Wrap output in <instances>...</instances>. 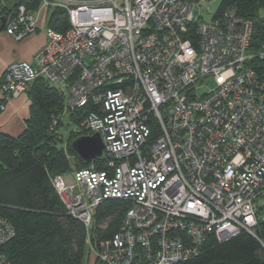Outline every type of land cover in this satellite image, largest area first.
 Masks as SVG:
<instances>
[{
  "label": "built area",
  "instance_id": "built-area-1",
  "mask_svg": "<svg viewBox=\"0 0 264 264\" xmlns=\"http://www.w3.org/2000/svg\"><path fill=\"white\" fill-rule=\"evenodd\" d=\"M210 1L41 0L37 11L20 5L6 19L4 31L21 42L50 9L69 14L70 29H49L31 63L6 68L0 112L39 79L59 90L65 112L94 107L83 127L102 137L108 170L53 179L88 231L90 264H178L197 257L208 234L221 242L241 231L258 237L264 42L251 47L253 23L234 8L204 20ZM209 79L215 87L200 95ZM154 127L159 135L148 145ZM114 199L130 208L96 246L94 211ZM14 234L0 219V247ZM0 264H8L2 254Z\"/></svg>",
  "mask_w": 264,
  "mask_h": 264
},
{
  "label": "trees",
  "instance_id": "trees-1",
  "mask_svg": "<svg viewBox=\"0 0 264 264\" xmlns=\"http://www.w3.org/2000/svg\"><path fill=\"white\" fill-rule=\"evenodd\" d=\"M2 1L5 4H0V26L2 18H8L18 6L25 5L35 12L41 5V0ZM228 8L236 9L240 17L253 23L251 47L258 49L264 42V0H223L217 14ZM48 14L49 29L58 33L70 29L67 11L56 7ZM27 94L31 106L25 130L17 137L0 133V219L15 232L1 245L0 254L8 264H90L88 231L69 214L53 179L66 178L90 166L97 171L108 170L110 159L106 155L87 163L72 150L73 138L81 137V133L66 140L62 131L65 120L69 125H79L94 107L65 112L62 94L42 79L31 83ZM158 135L159 130L154 127L148 145ZM129 208V201L118 199L98 206L94 211L95 224L89 230L91 242L98 246L110 240L122 226ZM257 217L258 237L241 231L221 242L215 234H208L200 254L178 264H264L260 241H264V204L257 210Z\"/></svg>",
  "mask_w": 264,
  "mask_h": 264
},
{
  "label": "crops",
  "instance_id": "crops-1",
  "mask_svg": "<svg viewBox=\"0 0 264 264\" xmlns=\"http://www.w3.org/2000/svg\"><path fill=\"white\" fill-rule=\"evenodd\" d=\"M49 14L41 20L40 29L21 42H15L6 32L0 34V82L6 68L14 62L31 63L34 56L46 45ZM44 29L46 31L44 32ZM5 95L0 89V102ZM0 114V133L17 137L25 130L30 115V98L25 92L18 99H11Z\"/></svg>",
  "mask_w": 264,
  "mask_h": 264
},
{
  "label": "rangeland",
  "instance_id": "rangeland-1",
  "mask_svg": "<svg viewBox=\"0 0 264 264\" xmlns=\"http://www.w3.org/2000/svg\"><path fill=\"white\" fill-rule=\"evenodd\" d=\"M5 1H2V0H0V4L2 3V5H4L5 3H4ZM222 2H223V0H211L210 1V3L207 5V6H203L202 8H201V13H203V18H204V20H206L207 22H210V21H212L213 20V18H214V16L218 13V11H219V8H220V6H221V4H222ZM48 15V14H47ZM44 16H46V15H44ZM44 16H43V18H44ZM42 18V19H43ZM48 18H49V16H48ZM7 19V18H6ZM41 19V20H42ZM40 24H41V22H40ZM46 31V29H44V32ZM215 87V84H214V82H213V80H208L206 83H205V85L199 90V94L200 95H204V94H206L207 92H209L210 91V89H213ZM69 123V121H68V119L67 120H65L64 121V125L62 126V131H64V133H65V136H64V138L66 139V140H70V139H72L73 137H71V135H73V134H78V133H81V136H91V135H94V134H92V132H88L84 127H83V121L79 124V125H69L68 124ZM70 126V127H69ZM71 131H73V132H71ZM72 133V134H71ZM79 138V137H78ZM77 138V139H78ZM102 138V137H101ZM74 140H76V138H73ZM72 177H73V175H69V176H67L66 178V180H67V182L68 183H71L72 182ZM65 180V181H66ZM263 204H264V200L262 199V200H260L259 202H258V204H257V210L260 208V207H262L263 206ZM88 254V253H87ZM87 257H88V260L89 261H92L93 263H94V260H91V258H90V256L89 255H87ZM87 257H86V261H87ZM87 264V263H86Z\"/></svg>",
  "mask_w": 264,
  "mask_h": 264
},
{
  "label": "water",
  "instance_id": "water-1",
  "mask_svg": "<svg viewBox=\"0 0 264 264\" xmlns=\"http://www.w3.org/2000/svg\"><path fill=\"white\" fill-rule=\"evenodd\" d=\"M6 18H2L0 34L4 32ZM72 150L85 162H93L104 156L105 146L100 134L81 136L72 145Z\"/></svg>",
  "mask_w": 264,
  "mask_h": 264
}]
</instances>
